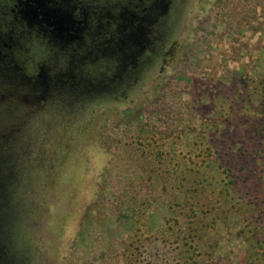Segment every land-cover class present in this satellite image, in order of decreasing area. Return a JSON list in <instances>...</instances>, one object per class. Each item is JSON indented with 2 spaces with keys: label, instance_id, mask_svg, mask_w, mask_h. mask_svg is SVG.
<instances>
[{
  "label": "rangeland",
  "instance_id": "1",
  "mask_svg": "<svg viewBox=\"0 0 264 264\" xmlns=\"http://www.w3.org/2000/svg\"><path fill=\"white\" fill-rule=\"evenodd\" d=\"M3 133L0 264H264V0H0Z\"/></svg>",
  "mask_w": 264,
  "mask_h": 264
},
{
  "label": "trees",
  "instance_id": "2",
  "mask_svg": "<svg viewBox=\"0 0 264 264\" xmlns=\"http://www.w3.org/2000/svg\"><path fill=\"white\" fill-rule=\"evenodd\" d=\"M31 134H33L32 131L30 132L29 136ZM3 136H4V133L3 134H0V139H2ZM21 137L23 138L24 136H21ZM0 145H2V144H0ZM213 162H215V161H210V164H212L213 166H215V169H218V166L220 164L219 163H213ZM225 162H227V163H225L226 164L225 167L223 166L224 167L223 168V170H224V176H226L228 178V180H229V182H227L228 184L229 183L230 184H233V180L231 179V175H230L231 174L230 172H231L232 169H231V167L228 164L229 162L228 161H225ZM29 163H21V165H18V167L23 166V167H21L20 170H24L25 167L26 168L29 167ZM216 164H217V166H216ZM14 166L15 165H13L12 168ZM220 166H222V165H220ZM15 171L17 172V168H16ZM39 172H40V175H42V167H41V165L39 167L38 174H39ZM34 173H36V172L34 171ZM145 174L146 173L143 171L141 174H139V176L137 178H135V181H133V177L134 176L132 175L131 171L128 172L127 174H125V175H119V173L113 174L112 175L113 177H112L111 181L106 180L103 183H100V189L102 190V192L104 194V198L106 200L107 199L109 200V203H110L111 206H115V205L119 206L122 203H124V201H127V200H131L132 201V199H133L132 198L133 193L136 191V194H137V190L140 187V181L141 182H147L148 180L149 181L151 180L150 175L145 176ZM6 175H7V171L3 172L2 177L0 176V203H2V204L4 203L3 202V197H2V195L5 194L4 192H6L8 194V200H9V202H10V196H11V198H13L11 192L9 194V192H7L5 190H2L3 189V186H2L3 183H4V187H5V183L7 185V182H8L7 180L9 179L8 177H6ZM262 178L264 179V174H263V177ZM27 184L29 185L28 182H27ZM133 184L135 185V188L132 187ZM11 187H13V186H11ZM21 188H24V187L21 186ZM28 195L31 196L32 193L27 194V191H26L25 194L22 197L27 196L29 198L30 196H28ZM135 201H136V195H135V198L133 199V202L132 203L134 204ZM1 211H2V209L0 210V214H1ZM18 226L19 227H17L18 228L17 232L23 238L24 233H25L24 226L21 223H19ZM15 230H16V228H13V231L14 232H15ZM80 230H81V227H80ZM77 234H78V238H79V232ZM117 245L118 244L109 245L108 248L109 249H115V247H117ZM127 247H129V246L127 245ZM125 250L128 253V249H125Z\"/></svg>",
  "mask_w": 264,
  "mask_h": 264
}]
</instances>
